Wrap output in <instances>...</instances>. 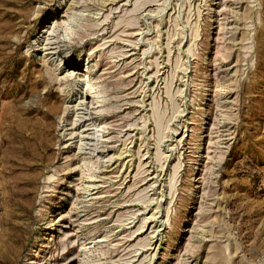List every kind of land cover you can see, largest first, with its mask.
Listing matches in <instances>:
<instances>
[{
    "label": "rangeland",
    "instance_id": "rangeland-1",
    "mask_svg": "<svg viewBox=\"0 0 264 264\" xmlns=\"http://www.w3.org/2000/svg\"><path fill=\"white\" fill-rule=\"evenodd\" d=\"M0 264H264V0H0Z\"/></svg>",
    "mask_w": 264,
    "mask_h": 264
},
{
    "label": "bare ground",
    "instance_id": "bare-ground-1",
    "mask_svg": "<svg viewBox=\"0 0 264 264\" xmlns=\"http://www.w3.org/2000/svg\"><path fill=\"white\" fill-rule=\"evenodd\" d=\"M86 78V77H85ZM84 81V80H83ZM77 113V112H76ZM71 126H72V124H71ZM97 130V129H96ZM90 132V129L89 130H87V132ZM84 134L86 133L85 131L83 132ZM81 133H79L78 135H80ZM69 136H70V138L68 139V140H71V137L72 136H74L75 135V132H73V130L71 131V133H69L68 134ZM78 135H77V137H78ZM77 137H75L76 139H77ZM85 138V137H84ZM87 139V138H86ZM82 139L80 138V141H81ZM91 140V139H90ZM98 151V150H97ZM96 151V152H97ZM110 160V159H109ZM91 185H95V184H91ZM9 252H11L12 254H14V253H16L17 252V249L15 248L14 250L13 249H9L8 250Z\"/></svg>",
    "mask_w": 264,
    "mask_h": 264
}]
</instances>
